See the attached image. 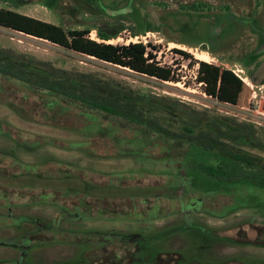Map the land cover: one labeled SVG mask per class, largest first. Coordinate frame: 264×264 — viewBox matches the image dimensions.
I'll return each mask as SVG.
<instances>
[{
  "label": "trees",
  "instance_id": "trees-1",
  "mask_svg": "<svg viewBox=\"0 0 264 264\" xmlns=\"http://www.w3.org/2000/svg\"><path fill=\"white\" fill-rule=\"evenodd\" d=\"M81 1L108 11L105 0ZM0 2L9 4L14 0ZM52 2L58 0H46V7L52 9ZM0 28L46 41L68 53L92 58L106 67L149 78L160 85L180 82L172 68L157 61L155 46L143 42L109 43L118 39L121 31L107 33L98 27L70 30L2 6ZM92 31L97 32L98 40L91 39ZM176 51L191 59L189 54ZM197 64L196 81L207 97L220 105L249 109L252 92L233 71L201 61ZM0 105L35 124L73 131L91 125L101 129L91 139L70 142L30 135L13 127L0 128L1 136L26 149L46 146L85 152L92 157L135 156L148 162L180 164L177 174L144 170L100 173L54 159L35 166L12 159L11 169L15 172L0 177L34 173L47 180H73L80 187L8 189L0 185V194H34L32 205L56 207L65 217L77 221L147 220L153 210L156 217H161L184 211L190 205L212 217H227L245 209L264 217V129L256 124L146 91L109 72L66 69L4 47H0ZM71 114L76 115V121L70 120ZM120 143L139 147L125 149L118 146ZM6 158L9 156L0 153V165ZM98 191L105 192L98 196ZM129 191L134 193L128 196ZM28 197L25 204L31 199ZM0 199L4 206L10 201L4 196ZM12 201L13 205L22 202L19 198ZM257 225L264 224L242 223L241 228L227 230L222 240L237 241L234 237L242 235V231L245 238L254 239ZM49 232L40 240L43 246L46 241L48 246L99 242L102 249L116 255L117 264H162L160 260L205 264L180 253L163 254L157 250L152 254L148 239L137 234H88L61 229ZM94 248L84 253L85 263H95ZM140 253L142 260L138 259Z\"/></svg>",
  "mask_w": 264,
  "mask_h": 264
},
{
  "label": "rangeland",
  "instance_id": "rangeland-1",
  "mask_svg": "<svg viewBox=\"0 0 264 264\" xmlns=\"http://www.w3.org/2000/svg\"><path fill=\"white\" fill-rule=\"evenodd\" d=\"M257 1L259 0H105L104 4L108 7L107 12H102L96 6L86 4L81 0H58L57 3H51L53 5L52 9L46 7V0H14L9 4L0 2L2 7L11 8L22 14L55 25H61L70 30L98 27L107 33L121 31L118 39L109 42L111 44L138 42L151 44L157 48V61L163 67L172 68L179 76V83L160 85L152 79L140 77L126 71H117V69L106 67V65L92 58L74 55L46 41L2 28H0V47L12 48L66 69L78 68L88 71L109 72L134 86H141L146 91L178 98L198 107H208L222 115L234 117L240 122H250L264 129V112L262 111V108L264 109L262 98L264 96V84L253 82L247 65L242 62L246 55L252 60L254 55L252 50L257 44L256 37L252 34V28L244 24L250 23L252 25L254 16H257L256 19L259 21H257L256 26L258 25L264 32V12L256 10L253 14ZM202 4L205 7L199 8ZM259 5V2H257V6ZM226 13H229L228 17ZM148 29L151 32H147ZM90 36L91 39L98 40L97 32L92 31ZM176 50L189 54L191 59L177 53ZM201 58H205L206 61H201ZM198 61L226 69L243 71V73L239 72L238 74L252 92L249 109L220 105L207 97L203 93L201 85L196 81ZM70 117L72 121L77 119L75 114H71ZM1 127H13L30 135L70 142L91 139L101 130L98 125H91L83 130L73 131L35 124L26 121L12 109L0 105ZM18 145L6 136H0V153L9 156L3 164L1 163L0 174L11 175L9 173L15 172L11 169L12 159L28 166H35L45 163L49 159H54L100 173H125L144 170L155 173L177 174L180 166L179 163L171 166L167 162H148L135 156L102 158L92 157L85 152L65 151L53 147L43 146L26 149ZM118 146L132 150L139 147L138 144L132 145L130 143H120ZM0 185H4L8 189H35L37 187L73 189L80 187V184L73 180H47L43 176L34 173L14 178L0 177ZM104 192L98 191L96 194L100 196ZM133 193V191H129L126 195L129 196ZM157 193H163V191ZM0 214L8 215V212L2 210ZM11 214L27 220L19 228L5 229L0 232V239L3 240L20 236V239H16L13 243L0 241V247L4 248V250L0 249V257L13 256L17 264H85L83 255L95 247L94 244H55L48 246L47 243L43 246L42 242L37 239V244L31 245L27 233L34 230L35 227L38 230L37 235L39 233H50L51 228L46 227L45 224H58L62 229L81 233L102 234L107 232L105 230L130 232L141 229L151 232L165 230L173 226H179V224L186 221L185 215L180 214L147 224L129 222H85L80 224L74 218H65L58 208L52 206L14 208ZM191 220L192 223L204 225L214 230H223L246 222L264 224L263 214L247 209L238 211L226 219H214L207 215L194 214ZM20 221L23 222V219ZM40 224L43 225L41 227L37 226ZM196 235L192 232L190 235L183 233V237H172L165 244V249L185 250L188 247V241L191 242L190 238L194 241L195 247L208 245L209 241L206 238L204 240ZM218 246L216 251L212 253L213 258H264L263 249L250 246ZM7 248L14 249L16 254ZM193 252H196L194 247ZM197 253L198 255L201 254L200 251ZM141 255L142 253L138 255V258Z\"/></svg>",
  "mask_w": 264,
  "mask_h": 264
},
{
  "label": "flooded vegetation",
  "instance_id": "flooded-vegetation-1",
  "mask_svg": "<svg viewBox=\"0 0 264 264\" xmlns=\"http://www.w3.org/2000/svg\"><path fill=\"white\" fill-rule=\"evenodd\" d=\"M257 2H259V6H257ZM255 6H254V11L253 14H255L256 10H262V12H264V0H259L257 1ZM228 11V10H227ZM226 16H229V13H226ZM232 17V16H231ZM257 16H254L252 25L250 23L244 24L245 26H250L253 30L254 36L256 37V46L255 48L252 50V53H254L252 60L249 59L246 55L245 58H243V63L247 65V69L249 71V75L250 78L253 82L256 83H262L264 84V32L261 28H259V26H256L257 20L256 19ZM233 18V17H232ZM239 20V19H236ZM243 20V19H242ZM252 20V19H251ZM1 136V135H0ZM19 146V145H18ZM21 147V146H20ZM24 148V147H23ZM2 154V153H1ZM9 194V195H8ZM4 196L10 199V201L8 202V204H5L6 206H4V203L0 202V211L2 210H7L8 215H4V214H0V232L4 231L5 229H16L19 228L21 226L22 223H24L25 219L21 218V217H15L11 214L12 210L14 208H25V207H35L37 205H32V198L33 196H35L33 194V196H29L26 193L23 194H4L2 193V195L0 194V198ZM29 198L30 201L26 202L28 204H25V198ZM18 199L21 200V205H13V199ZM1 200V199H0ZM23 203V205H22ZM29 205V206H27ZM40 206H47V205H40ZM180 214H184L186 221L182 224H179V226H173L170 228H167L165 230H154V231H147L146 229H141L139 231H118V230H105L107 231L106 233L109 234H114V233H124V234H129V235H133V234H137L140 235L141 237L148 239L149 241V246L152 249L151 253L154 254L155 251L159 250L161 251L163 254L166 253H180L183 254L184 256H186L189 259L195 260V261H199L200 263H205V264H212V263H222V262H239V264H249V263H260V262H264V258H248V257H228V258H213L212 257V253H214L216 251V249L219 247L218 245H227V246H250V247H254L256 249H263L264 250V225H257L256 226V231H255V237L254 239H247L244 237V233L242 231V235H239L238 237L235 236L234 239L236 238V240H234L232 243L229 241H225L222 240L226 234H224L227 230H232L235 228H241V224L239 225H235V226H231L228 228H225L223 230H214L211 229L209 227H206L204 225H199V224H195L192 223L191 217L194 214H198V215H207L211 218L214 219H226L227 217H212L209 214L201 211L200 209L197 208V206L195 205H190L188 208H186L184 211L182 210L179 213H175L172 215H168V216H161V217H156V211H152L150 213V217L147 220H141L140 219H136V220H113V221H78L80 222V224L88 222V223H92V222H111V223H119V222H129V223H137V224H147L149 222H155L158 220H164V219H168L171 218L173 216L176 215H180ZM233 215V214H232ZM231 216V215H230ZM65 217V216H64ZM66 218V217H65ZM23 219V222H21L20 220ZM34 223L35 222H32ZM43 224L37 225V226H42ZM46 227H49L51 229H57V230H65L68 231L66 229H62L58 226V224H45ZM263 229V230H262ZM37 227L34 228V230L30 231L27 233V235H29V240L31 241V245H36L37 244V239L42 240L43 238V233H39L38 235L36 234L37 232ZM71 231V230H70ZM74 231V230H73ZM78 232V231H77ZM196 233L198 237L202 238L205 240V238L209 241L207 246H200V247H195L194 246V241L191 240L188 241V247L185 250H166L165 249V244L169 241V239H171L172 237H177V236H182L183 237V233L189 234L190 233ZM81 233V232H78ZM214 233V235H213ZM41 236V237H40ZM49 236V235H48ZM20 236H17L15 238H10L8 240H3L0 239L1 242H11L13 243L16 239H20ZM51 237V235L49 236ZM187 237V236H186ZM199 238V239H200ZM142 239V238H141ZM185 239V238H184ZM18 242V241H17ZM42 242V241H41ZM46 243H48L46 241ZM82 244V243H81ZM90 244H94L95 248L93 249V255H94V264H117V257L114 253H112L111 251H106L105 249H102L100 247V243L99 242H93ZM152 246V247H151ZM193 247L195 248V253L193 252ZM0 249L4 250V248L0 247ZM9 250H11L13 253L16 254V252L14 251V249H10L7 248ZM201 252L200 255H198L197 252ZM164 257V255H163ZM139 259V258H138ZM137 259V261H138ZM141 260L143 258H140ZM127 258L123 259V261H126ZM160 262H163L162 264H171L172 262L169 260H160ZM0 264H17L15 261V257H0ZM85 264H90V263H85Z\"/></svg>",
  "mask_w": 264,
  "mask_h": 264
},
{
  "label": "built area",
  "instance_id": "built-area-1",
  "mask_svg": "<svg viewBox=\"0 0 264 264\" xmlns=\"http://www.w3.org/2000/svg\"><path fill=\"white\" fill-rule=\"evenodd\" d=\"M197 66H198V69H199V65L197 64ZM229 70H231V71H233V73L237 76V77H239L242 81H244L242 78H241V76L238 74L239 72L240 73H243V71H241V70H232V69H229Z\"/></svg>",
  "mask_w": 264,
  "mask_h": 264
},
{
  "label": "bare ground",
  "instance_id": "bare-ground-1",
  "mask_svg": "<svg viewBox=\"0 0 264 264\" xmlns=\"http://www.w3.org/2000/svg\"><path fill=\"white\" fill-rule=\"evenodd\" d=\"M200 60H201V61H206L205 58H201Z\"/></svg>",
  "mask_w": 264,
  "mask_h": 264
}]
</instances>
